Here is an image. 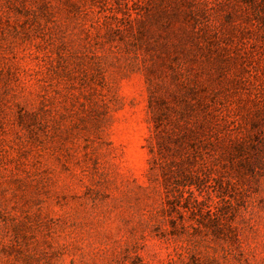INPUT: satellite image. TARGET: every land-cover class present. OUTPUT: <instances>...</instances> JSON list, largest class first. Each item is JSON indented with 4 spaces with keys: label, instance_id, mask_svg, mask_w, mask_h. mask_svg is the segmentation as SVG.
<instances>
[{
    "label": "rangeland",
    "instance_id": "rangeland-1",
    "mask_svg": "<svg viewBox=\"0 0 264 264\" xmlns=\"http://www.w3.org/2000/svg\"><path fill=\"white\" fill-rule=\"evenodd\" d=\"M0 264H264V0H0Z\"/></svg>",
    "mask_w": 264,
    "mask_h": 264
}]
</instances>
